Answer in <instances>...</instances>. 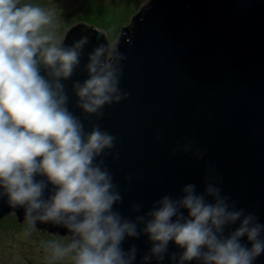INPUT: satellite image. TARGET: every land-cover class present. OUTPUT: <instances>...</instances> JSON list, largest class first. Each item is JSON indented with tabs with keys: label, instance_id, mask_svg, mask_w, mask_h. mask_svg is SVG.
<instances>
[{
	"label": "water",
	"instance_id": "1",
	"mask_svg": "<svg viewBox=\"0 0 264 264\" xmlns=\"http://www.w3.org/2000/svg\"><path fill=\"white\" fill-rule=\"evenodd\" d=\"M98 264H264V0H150L34 39L0 1V219Z\"/></svg>",
	"mask_w": 264,
	"mask_h": 264
},
{
	"label": "rangeland",
	"instance_id": "2",
	"mask_svg": "<svg viewBox=\"0 0 264 264\" xmlns=\"http://www.w3.org/2000/svg\"><path fill=\"white\" fill-rule=\"evenodd\" d=\"M6 1L29 11L34 39L42 47L61 44L70 27L84 22L106 32L111 52L122 26L150 0ZM100 244L88 229L79 243H73L68 235L38 229L32 219L20 222L14 212L0 219V264H98Z\"/></svg>",
	"mask_w": 264,
	"mask_h": 264
}]
</instances>
